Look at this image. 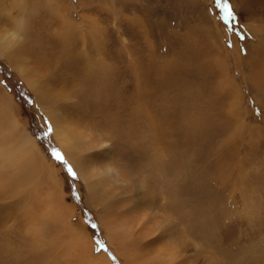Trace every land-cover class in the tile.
<instances>
[{
	"label": "rangeland",
	"instance_id": "rangeland-1",
	"mask_svg": "<svg viewBox=\"0 0 264 264\" xmlns=\"http://www.w3.org/2000/svg\"><path fill=\"white\" fill-rule=\"evenodd\" d=\"M13 32L0 131L19 124L54 179L0 167V264H264V0H0Z\"/></svg>",
	"mask_w": 264,
	"mask_h": 264
},
{
	"label": "bare ground",
	"instance_id": "bare-ground-1",
	"mask_svg": "<svg viewBox=\"0 0 264 264\" xmlns=\"http://www.w3.org/2000/svg\"><path fill=\"white\" fill-rule=\"evenodd\" d=\"M16 33L14 34V32H13L11 34L4 36V38L0 39V56L5 58L6 60H8V58H10V59L16 58L14 53L11 52L13 50V48L10 49V44L15 45L13 43L14 41H16V40L20 41L17 39V37L19 35H17ZM66 34H67V31H66ZM73 35H74V28H72V26H71L70 30L68 31L66 38H71V36H73ZM8 61H10V60H8ZM21 62H23V61H21ZM14 64L21 69V65H19L17 62H15ZM21 73H22L25 81H27L31 85L33 84L32 86H33L34 91L37 94L42 95L44 102L47 101L49 103V100H50L49 95L50 96L53 95L52 98H57L56 95L58 93H56V92L55 93L54 92L49 93L50 90L48 89L47 86L42 87L41 85L39 86L38 84L32 83L28 79V78H32V77H30L31 73L28 74V70L24 71V69H21ZM28 75H30V76H28ZM106 79H108V78H106ZM35 80H36V78H35ZM0 109H2L1 110L2 112H10L12 110L11 101H9L8 98L3 99V96L1 93H0ZM54 111H52L53 114H51V116H50V121L53 124L55 136L58 140V144L60 145V147L63 148L70 156L73 153H77V154H78V152L81 154L85 153V151L88 149V146H90V145H88L89 142H86L87 140L91 139L90 134L89 135L87 134L85 136L82 133H80V131L79 132L76 131L74 126L67 120L65 115H61L60 113L57 112V110L55 112ZM18 129H19V124H17L14 121L13 122L11 121L8 124L7 128L0 131V142H2V144L0 145V162H1L0 167H1V170H5V168L10 169L14 174H18L20 177L25 179L28 177L31 178L32 175L37 174L38 172H36V171L42 169L41 170V172H42L44 169L47 171L46 174L49 177V179H51V178L54 179L53 170L51 168L52 166H50L48 163H46V160L44 158L45 156L43 157V154L41 152V148H39L38 144H36V142L33 140V138L28 133L18 132L22 136L18 135L17 134ZM7 140H8V142H7ZM7 146H9V148H8V152L6 153V147ZM69 155H67V156H69ZM73 162H74L75 166H77V169L80 170V174L82 173L85 177H88L90 174V171H93V169H94V165L91 161L87 162L86 160L82 161L80 159H75V161H73ZM88 163H91L89 167H88ZM113 171H114L116 177L119 179L121 177L120 170L113 168ZM53 179H52V181H53ZM143 181L144 180L139 181V185H138L139 191H137L138 194L136 196L135 195L132 196L131 199H135V198L144 199V197H147L148 195H150L148 186ZM123 183H124V185L122 186L123 188L129 184V182L127 180L123 181ZM55 185H56V182H55ZM138 262H134V263L139 264ZM143 262H145V260Z\"/></svg>",
	"mask_w": 264,
	"mask_h": 264
},
{
	"label": "snow or ice",
	"instance_id": "snow-or-ice-1",
	"mask_svg": "<svg viewBox=\"0 0 264 264\" xmlns=\"http://www.w3.org/2000/svg\"><path fill=\"white\" fill-rule=\"evenodd\" d=\"M231 14V13H229ZM51 131V128L49 126V132ZM53 156L54 158L60 162L62 165H66L67 164V161L65 160L64 156L59 152V151H56V150H53ZM67 173L70 177H72L73 179L76 178V173L75 171L71 168V167H68L67 168ZM95 227V226H94Z\"/></svg>",
	"mask_w": 264,
	"mask_h": 264
},
{
	"label": "clouds",
	"instance_id": "clouds-1",
	"mask_svg": "<svg viewBox=\"0 0 264 264\" xmlns=\"http://www.w3.org/2000/svg\"><path fill=\"white\" fill-rule=\"evenodd\" d=\"M17 39H19V37H17Z\"/></svg>",
	"mask_w": 264,
	"mask_h": 264
}]
</instances>
